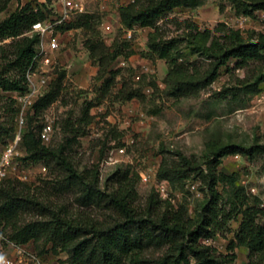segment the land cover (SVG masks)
<instances>
[{
	"label": "rangeland",
	"instance_id": "1",
	"mask_svg": "<svg viewBox=\"0 0 264 264\" xmlns=\"http://www.w3.org/2000/svg\"><path fill=\"white\" fill-rule=\"evenodd\" d=\"M132 3L133 0H87L86 13L70 23L76 24L80 19L85 22L83 16H88L89 26L59 32L60 47L50 85L42 89L39 98L50 92L58 80H62V92L55 103L42 111L37 125L52 124L54 132L46 145L62 150L89 180L99 174L102 191L115 192L120 175L129 173L140 210L151 195H156L164 210L186 204L189 216L195 217L209 197L204 191L207 186L193 176L175 185L160 180L161 164L165 161L176 165L182 155L206 170L212 153L223 146L264 147V81L259 82L264 75V59L242 66L231 59L215 81L182 94L176 92L178 81L205 79L213 62L190 42L195 40L211 47L214 42H221L229 30L254 42L258 35H264V10L244 14L228 0H203L197 7H174L157 23L163 41L178 42L172 62L150 52L148 38L154 32L152 28L123 25L120 10ZM26 5L53 16L59 0H12L7 11L0 14V22ZM129 30H133L132 37H128ZM91 42L103 44L108 50L104 74L99 71L97 58L91 55ZM102 50L100 47L98 52ZM115 52L119 55L111 60ZM3 106L2 102V120L11 126L13 116ZM14 138L0 145V157ZM25 158L26 153L19 146L7 177L0 181L19 180L37 200L78 224L105 227L117 220L118 215L104 205H81L79 189L65 186L67 175L63 170ZM217 172L233 176L246 196L257 198L260 206L264 204V152L253 158L226 155ZM143 176L149 181L144 182ZM162 182L169 187L166 194L160 191ZM217 190L222 197L220 207L229 212L235 206L234 188L220 182ZM240 218L230 219L220 234L205 243L216 248L218 254H226ZM260 223L264 224V217ZM3 236L0 258H17L10 240ZM23 246L44 260L67 264V254L55 251L51 244L30 242ZM164 252L165 249H151L145 256L157 260ZM235 253V264H252L246 247L237 248ZM253 262L258 264L254 259Z\"/></svg>",
	"mask_w": 264,
	"mask_h": 264
},
{
	"label": "trees",
	"instance_id": "2",
	"mask_svg": "<svg viewBox=\"0 0 264 264\" xmlns=\"http://www.w3.org/2000/svg\"><path fill=\"white\" fill-rule=\"evenodd\" d=\"M11 1L0 0V14L7 11ZM202 1L133 0L132 4L121 8L120 17L127 28L136 24L152 28L154 32L148 38L150 52L160 59L174 62L178 42L163 41L159 37L157 23L174 7H197ZM228 1L244 14L251 15L255 11L264 10V0ZM49 17L51 16L43 10H35L31 5H26L0 22V105L3 102V107L13 116V124L8 126L0 114V145L8 144L15 137L14 119L18 111L16 96L13 98L4 94L17 95L28 91L26 72L31 65L39 38L27 33L33 24L43 22ZM83 17L85 22L80 19L76 24L68 23L59 32L71 27H88L89 18ZM190 44L213 62L205 79L198 82L178 81L176 92L182 94L215 81L221 68L231 59H236L240 66L264 59L262 34L252 42L239 32L229 30L221 42L216 41L211 47L195 40ZM89 47L91 55L98 60L100 73L104 74L108 50L103 44L99 46L94 42ZM100 47L103 50L98 52ZM118 55L117 52L113 53L111 60ZM262 81L264 75L259 79V82ZM61 92L62 80H58L50 92L36 101L29 112L20 143L26 153L25 159L63 170L67 175L64 178L65 186L79 189L78 202L81 205H104L114 211L118 218L112 225L105 227L75 223L37 200L26 184L16 179H8L0 181V234L17 245H27L30 242L42 243L44 246L51 244L55 251L67 254V264H235V250L240 247L249 250L252 264L253 259L258 264L264 263V224L260 223V218L264 217V208L257 202V198L246 196L244 189L236 186L233 176L217 172L224 156L240 154L253 158L257 153L264 152L263 146H223L212 153L206 170L182 155L176 165L162 162L158 172L160 180L175 185L193 176L194 179L204 182L207 186L204 191L209 197H206L195 217L189 216L186 204L176 209L167 207L164 210L163 202L156 195H151L144 209L140 210L135 204L136 192L131 185L129 173L120 175L115 192L106 193L100 189L99 174L95 173L92 180H89L75 169L62 150H55L42 142V127L37 125L38 118L42 111L59 99ZM220 182L234 188L235 206L229 212L220 207L222 197L217 190ZM238 216H241L239 228L229 243L228 252L218 254L216 248L205 242L214 239L224 230L226 222ZM151 249H165V252L157 260H152L145 256Z\"/></svg>",
	"mask_w": 264,
	"mask_h": 264
},
{
	"label": "built area",
	"instance_id": "3",
	"mask_svg": "<svg viewBox=\"0 0 264 264\" xmlns=\"http://www.w3.org/2000/svg\"><path fill=\"white\" fill-rule=\"evenodd\" d=\"M87 0H59L57 12L43 22H37L32 25L28 35H37L39 40L36 45L32 62L26 72L28 82V91L16 95L17 114L15 117L16 133L12 141L4 150L0 157V179L7 177L8 168L12 160L18 154V148L21 143L22 132L27 124V116L32 110L33 105L39 99L42 89L50 84V76L56 61V54L59 51V29L70 23L76 16L86 13ZM133 30L128 31V37H132ZM54 128L52 124H45L40 131V138L44 144L52 139ZM124 153V149L121 150ZM144 182H148L147 176L142 177ZM169 187L165 182L160 184V191L164 194L169 192ZM254 192V190H252ZM264 208V204L261 206ZM0 238L5 240L0 234ZM212 240V239H211ZM207 240V241H211ZM9 244L14 248L17 258L10 259L1 257L0 264H55L52 261L44 260L29 248L23 245H17L10 241Z\"/></svg>",
	"mask_w": 264,
	"mask_h": 264
}]
</instances>
